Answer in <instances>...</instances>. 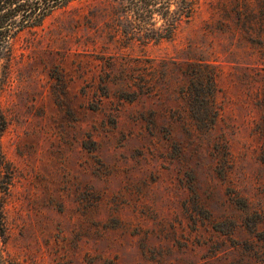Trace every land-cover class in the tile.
I'll list each match as a JSON object with an SVG mask.
<instances>
[{
  "label": "rangeland",
  "instance_id": "rangeland-1",
  "mask_svg": "<svg viewBox=\"0 0 264 264\" xmlns=\"http://www.w3.org/2000/svg\"><path fill=\"white\" fill-rule=\"evenodd\" d=\"M193 3L140 43L73 0L1 52L13 262L264 264V0Z\"/></svg>",
  "mask_w": 264,
  "mask_h": 264
},
{
  "label": "trees",
  "instance_id": "trees-1",
  "mask_svg": "<svg viewBox=\"0 0 264 264\" xmlns=\"http://www.w3.org/2000/svg\"><path fill=\"white\" fill-rule=\"evenodd\" d=\"M73 0H0V54L2 51L11 53L10 41L24 29H33L40 26L44 18L52 11L67 6ZM123 12L130 17L132 31L126 35L129 40L140 43L169 39L173 36L176 27L184 18L194 12L193 0H119ZM159 23V24H157ZM199 64L202 63H197ZM207 65V64H206ZM199 81H213L214 76L189 77ZM3 83L0 81V96ZM204 92V91H203ZM181 96L195 99L194 90L190 87H180ZM208 94V95H207ZM200 95V99L207 100L213 97L209 92ZM6 118L0 108V135L6 128ZM14 166L5 157L0 145V193L7 194L14 178ZM5 211L4 201L0 197V237L4 244ZM0 264H16L3 248L0 247Z\"/></svg>",
  "mask_w": 264,
  "mask_h": 264
}]
</instances>
